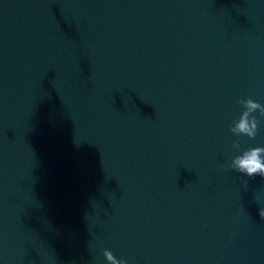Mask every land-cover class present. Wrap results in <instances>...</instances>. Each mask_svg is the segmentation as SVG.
I'll return each instance as SVG.
<instances>
[{"label":"water","instance_id":"obj_1","mask_svg":"<svg viewBox=\"0 0 264 264\" xmlns=\"http://www.w3.org/2000/svg\"><path fill=\"white\" fill-rule=\"evenodd\" d=\"M247 97L264 0H0V264H264Z\"/></svg>","mask_w":264,"mask_h":264},{"label":"clouds","instance_id":"obj_2","mask_svg":"<svg viewBox=\"0 0 264 264\" xmlns=\"http://www.w3.org/2000/svg\"><path fill=\"white\" fill-rule=\"evenodd\" d=\"M238 103L243 110L238 119H235L230 125L229 130L237 137L246 136L249 139H255L259 131L260 121L254 115L257 111L264 117V104L252 99L251 97L241 98ZM233 150H239V154L232 157L230 163L221 164L220 167L226 170H235L237 173L246 175L249 178H255L257 175L264 177V145L241 148L239 140L232 144ZM256 199L260 196L257 193ZM258 214L264 219V207L258 208ZM103 256L108 264H128L125 259H118L111 250L103 249Z\"/></svg>","mask_w":264,"mask_h":264}]
</instances>
